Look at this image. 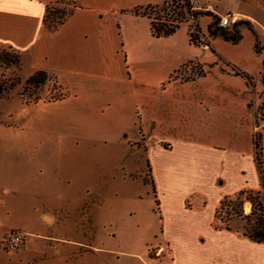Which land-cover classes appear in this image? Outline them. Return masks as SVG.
<instances>
[{
	"label": "rangeland",
	"instance_id": "rangeland-1",
	"mask_svg": "<svg viewBox=\"0 0 264 264\" xmlns=\"http://www.w3.org/2000/svg\"><path fill=\"white\" fill-rule=\"evenodd\" d=\"M167 2L130 12L156 19ZM189 2L217 24L231 18L224 30L246 21L251 31L241 24L236 44L210 37L209 17L172 19L176 1L163 12L171 18L160 19L176 24L174 33L155 39L144 19L120 14L128 80L46 75L42 85L27 86V104L20 93L34 71L17 51V65L3 72L14 86L0 99V182L8 190H0V235L24 236L7 250L9 264H167L153 258L168 234L158 200L195 189L211 206L217 194L231 197L240 186L261 190L264 0ZM73 5L55 0L48 7ZM58 94L61 100H49ZM150 145L162 152L150 153ZM152 172L166 197L154 194ZM241 210L248 214L249 202ZM216 217L219 228L241 227L223 209ZM184 229L192 235L205 227Z\"/></svg>",
	"mask_w": 264,
	"mask_h": 264
},
{
	"label": "crops",
	"instance_id": "crops-1",
	"mask_svg": "<svg viewBox=\"0 0 264 264\" xmlns=\"http://www.w3.org/2000/svg\"><path fill=\"white\" fill-rule=\"evenodd\" d=\"M161 1L78 0L65 20L55 30H48L42 18L55 0H0V47L26 52L34 72L43 71L57 80L80 75L128 80L130 74L117 16L129 14L148 22L146 17L130 11ZM149 147L152 154L162 152L160 146ZM151 178L154 194L166 197L164 189L156 188V173L152 172ZM4 184L0 182V190L6 194ZM246 187L240 186L237 191L254 188ZM225 195L217 194L211 206L207 205L205 195L195 189L180 192L178 199L158 200L156 206L168 234L165 245L155 249L153 258L157 262L165 260L167 264H264L263 242L250 241L229 227L216 225L215 211ZM200 227L205 229L192 235L184 229ZM6 235H0V241ZM79 244L75 243L74 247ZM0 247V264H9L8 251Z\"/></svg>",
	"mask_w": 264,
	"mask_h": 264
},
{
	"label": "trees",
	"instance_id": "trees-1",
	"mask_svg": "<svg viewBox=\"0 0 264 264\" xmlns=\"http://www.w3.org/2000/svg\"><path fill=\"white\" fill-rule=\"evenodd\" d=\"M75 3L78 0H74ZM180 2V4L174 6V2ZM164 3V2H163ZM168 8L169 6H174L171 14H174L176 17L172 18L173 20H177V17L182 16L183 13L190 16L191 19H195L197 16H206L209 17L211 22L206 25V31L210 37L219 36L224 41L230 42L231 44H236L240 40L239 26L241 24L246 25V28L250 30L248 27V22H235L232 24V29L227 31L218 26L217 21L218 18L209 13H201L194 12L191 10V5L189 0H170V4L167 2L165 4ZM162 13L160 16H157L156 19H150L147 15L148 19V32L150 37L159 38V37H167L174 33L176 29V24H172L170 21H162L160 19L165 18V14ZM71 10H63L59 8H49L45 10L44 16L42 18L43 26L48 30H55L57 26H59L65 18L68 16ZM144 16V15H141ZM168 18H171L170 16ZM165 18V19H168ZM251 31V30H250ZM254 34V33H253ZM255 36V35H254ZM190 37V36H189ZM190 41V40H189ZM256 41L254 42L253 48L254 51L257 52L259 48L257 47ZM6 50L2 49L0 51V99L10 91L14 83L5 78L3 72L11 66H16L18 63L17 53L15 50L5 47ZM261 73H260V82L264 83V61L261 63ZM46 73L43 71H35L32 75H30L24 81V87L20 93L21 99L24 100V103H28L27 97L24 93L27 90V86L32 84L37 87L42 85L46 80ZM32 102H36L38 100L37 95H33ZM62 96L58 94L57 96H50L49 100L58 101L61 100ZM260 191H252V190H241L237 193L230 196H225L219 202V206L215 211V220L216 213L218 210L223 209L225 219H238L241 222L240 229H234L235 232L239 233L241 236L246 237L248 240L253 242H263L264 243V184L259 183ZM243 201H247L250 204V211L248 214H243L241 210V206ZM219 227V226H218ZM228 226H226L227 228Z\"/></svg>",
	"mask_w": 264,
	"mask_h": 264
},
{
	"label": "built area",
	"instance_id": "built-area-1",
	"mask_svg": "<svg viewBox=\"0 0 264 264\" xmlns=\"http://www.w3.org/2000/svg\"><path fill=\"white\" fill-rule=\"evenodd\" d=\"M232 23L231 18H228L227 16L221 17L218 23V26L222 29H225L226 27H229ZM256 130L254 131L253 140L257 137ZM24 236H22L19 233H9L7 236H5L1 241L0 244L5 250H15L19 248V246L23 243Z\"/></svg>",
	"mask_w": 264,
	"mask_h": 264
}]
</instances>
